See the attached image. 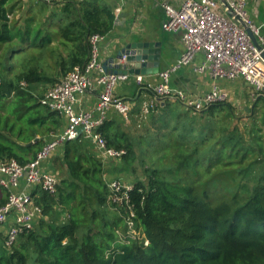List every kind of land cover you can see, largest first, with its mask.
Listing matches in <instances>:
<instances>
[{"label":"trees","instance_id":"trees-1","mask_svg":"<svg viewBox=\"0 0 264 264\" xmlns=\"http://www.w3.org/2000/svg\"><path fill=\"white\" fill-rule=\"evenodd\" d=\"M41 3L0 0V162L26 164L64 130V116L41 100L88 62L92 36L114 27L106 0ZM254 104L246 130L233 125L230 102L194 112L165 99L146 116L136 103L139 136L107 119L108 145L126 151L114 167L132 178L129 203L113 200L108 161L90 139L65 142L52 160L57 193L34 190L42 215L10 245L0 235V264H264V112L256 117ZM148 150L164 155L152 168L144 163L142 178L133 164ZM167 157L171 163L157 164ZM188 170L197 176H183ZM8 195L0 185V206ZM131 210L147 246L129 233Z\"/></svg>","mask_w":264,"mask_h":264},{"label":"built area","instance_id":"built-area-1","mask_svg":"<svg viewBox=\"0 0 264 264\" xmlns=\"http://www.w3.org/2000/svg\"><path fill=\"white\" fill-rule=\"evenodd\" d=\"M41 1L52 4L66 0ZM250 4L251 0H181L178 6L163 4V30L180 31L185 49L176 64L158 74L159 83H146L145 76H134L136 83L153 95V99L142 104V116L148 115L158 102L165 99L181 101L194 112L227 102L228 93L219 85L197 97L171 86L172 73L191 64L198 54H203L204 59L196 67L197 72H209L216 79L229 81L243 78L253 86L256 96L264 97V36L261 33L264 24L256 22ZM247 28L256 36L260 48L251 39ZM103 38L92 36L88 62L84 66H76L59 83L48 88L41 100L42 104L64 116V130L54 135L30 162L21 164L15 159L0 162V185L9 191L7 202L0 206V228L9 224L6 230L8 245L21 232L32 229L42 215L40 206L35 203L34 190L40 187L49 194L57 193L58 175L46 164L65 142L84 136L92 141L103 161H119L126 154L124 149L110 147L101 132L111 108L125 117L134 108L131 101L114 94L118 83L129 80L131 76L111 74L105 70L100 60ZM94 73H97L95 79ZM96 85L101 86V92L95 109L77 110V94H85ZM109 187L115 202L129 203L132 182L114 178L109 181ZM133 216L131 210L127 220L129 233L147 246L149 241L135 229Z\"/></svg>","mask_w":264,"mask_h":264},{"label":"crops","instance_id":"crops-1","mask_svg":"<svg viewBox=\"0 0 264 264\" xmlns=\"http://www.w3.org/2000/svg\"><path fill=\"white\" fill-rule=\"evenodd\" d=\"M111 6L115 14V23L113 30L108 33L100 42V60L102 63L107 61L112 56H115L118 51L131 40H154L162 42V57L160 60V72L168 69L177 63L180 56L184 52V44L182 42V33L167 32L163 30L162 24L165 20V12L163 8L164 3H170L178 6L181 0H106ZM29 0H25L28 4ZM251 11H253L256 22L264 24V0H251ZM261 33L264 36V25ZM203 54H198L194 61L184 67L177 69L172 73L170 84L173 88L185 91L189 96H201L208 92L214 85H219L228 93V100L234 107L236 106L242 110H246L247 102H259L260 106H264V97L259 101L260 97L256 96V91L243 78H238L234 81L225 79H216L209 72L199 73L196 67L203 61ZM123 62V61H121ZM139 74H130L127 81L118 83L115 89V96L124 100L131 101L134 105L136 103L142 104L153 99L151 92L141 88L134 76ZM97 73L93 74L95 79ZM146 83L156 84L160 82V77L156 75L145 76ZM101 86L96 87L85 94H77L76 109L77 110H93L95 109ZM255 105V104H254ZM239 109V110H240ZM138 108H133L130 115L125 117L119 114L114 108L109 111L108 119L118 117L126 123L129 129L136 128L139 122ZM66 121V119H65ZM99 153V152H98ZM62 146L59 147L49 161L46 167L52 168V160L55 156H62ZM118 161L107 162L106 176L114 178H123L128 180L123 173L117 172L115 164ZM7 229L9 227L6 226Z\"/></svg>","mask_w":264,"mask_h":264},{"label":"water","instance_id":"water-1","mask_svg":"<svg viewBox=\"0 0 264 264\" xmlns=\"http://www.w3.org/2000/svg\"><path fill=\"white\" fill-rule=\"evenodd\" d=\"M247 31L253 42L260 48L252 30L247 28ZM262 55L264 57V53ZM161 57L162 42L154 40H131L115 56L105 61L103 66L111 74L156 75L160 73Z\"/></svg>","mask_w":264,"mask_h":264},{"label":"rangeland","instance_id":"rangeland-1","mask_svg":"<svg viewBox=\"0 0 264 264\" xmlns=\"http://www.w3.org/2000/svg\"><path fill=\"white\" fill-rule=\"evenodd\" d=\"M31 1L32 3H35L37 5H41V1L39 0H29ZM38 14V7H34L33 8V12L32 14ZM50 86H48L47 84L46 85H40V88L42 89V92L44 93V91ZM248 106L246 107V110H242L240 108H238L236 106V114H237V119L233 121V125L234 124H239L240 127L242 129H248V126L252 124V120H250V116L252 114V108H254V103L253 102H247ZM240 109V110H239ZM264 112V106H260V104L258 105V108H256V117L260 118L261 115L263 114ZM148 123V121H146ZM139 124V122H137ZM149 124V123H148ZM142 132V128L138 127L137 128H134L133 130V133L136 135V136H139ZM147 146V144L145 145ZM149 153V150L147 151V154L146 155H142L140 153V151L137 152V159L135 160L134 164H133V167L135 169V173L137 176H140L142 178H144L145 176H147L146 172H145V166H144V163H147L148 166H150L151 168L153 167V164H154V160L157 158V157H161L162 155H164V153L162 151L160 152H157V151H153L151 155L148 154ZM144 157V162L142 163V159ZM172 162V158L171 157H167L165 160L163 161H160L159 163H157L158 165H162L163 163H171ZM119 162H116L115 164H117ZM120 166L117 167V169L119 170L122 166V163L119 164ZM126 173V172H125ZM125 175V174H124ZM127 175H129L127 173ZM182 175L183 176H197V170L196 172H194L193 170H188V171H184L182 172ZM135 176V175H134ZM213 176V175H211ZM225 176V175H224ZM125 178H127V176H124ZM131 176L129 175V180L132 181V178H130ZM220 188V183L219 182H216V188ZM6 230H7V227L6 226H3L0 228V235H3L5 236L6 235Z\"/></svg>","mask_w":264,"mask_h":264}]
</instances>
